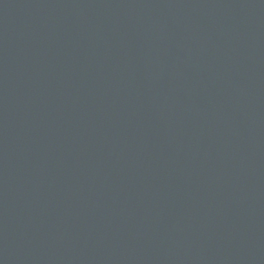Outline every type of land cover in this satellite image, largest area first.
<instances>
[{"label": "water", "instance_id": "95a60500", "mask_svg": "<svg viewBox=\"0 0 264 264\" xmlns=\"http://www.w3.org/2000/svg\"><path fill=\"white\" fill-rule=\"evenodd\" d=\"M0 264H264V0H0Z\"/></svg>", "mask_w": 264, "mask_h": 264}]
</instances>
